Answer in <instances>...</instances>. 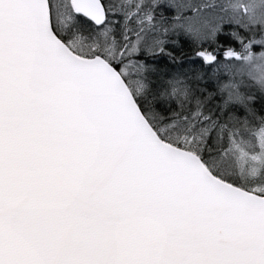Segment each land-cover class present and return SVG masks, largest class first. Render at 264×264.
<instances>
[{
  "label": "snow or ice",
  "instance_id": "snow-or-ice-1",
  "mask_svg": "<svg viewBox=\"0 0 264 264\" xmlns=\"http://www.w3.org/2000/svg\"><path fill=\"white\" fill-rule=\"evenodd\" d=\"M0 264H264V0H0Z\"/></svg>",
  "mask_w": 264,
  "mask_h": 264
}]
</instances>
